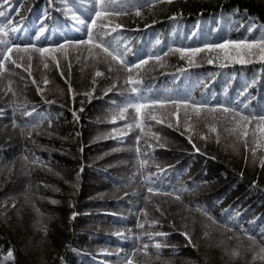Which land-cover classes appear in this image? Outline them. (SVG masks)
Returning a JSON list of instances; mask_svg holds the SVG:
<instances>
[{
    "label": "trees",
    "instance_id": "1",
    "mask_svg": "<svg viewBox=\"0 0 264 264\" xmlns=\"http://www.w3.org/2000/svg\"><path fill=\"white\" fill-rule=\"evenodd\" d=\"M96 7L0 0V48L49 50L14 49L17 64L0 69V264H264V59L258 47L245 63L204 48L264 40V0H114L93 35L118 43L128 70L73 43L87 40L79 21L91 24ZM137 95L189 106L145 108L137 120ZM240 113L251 119L237 135ZM17 214L47 240L43 255L22 244Z\"/></svg>",
    "mask_w": 264,
    "mask_h": 264
},
{
    "label": "snow or ice",
    "instance_id": "2",
    "mask_svg": "<svg viewBox=\"0 0 264 264\" xmlns=\"http://www.w3.org/2000/svg\"><path fill=\"white\" fill-rule=\"evenodd\" d=\"M4 4H7V0H3ZM114 4V0H108L107 3H105V0H96V9H95V15L94 17H91V24H89L86 21L80 20L79 23L86 28L87 30V40H81V41H75L73 43L76 44H83L85 46L88 47L89 52L91 53V49L96 47V48H100L102 49V51L105 53V60H112V61H117L120 63V65H122L124 67L125 70H128L130 67H135V65H129L125 60L122 59V53L120 52V48L118 43H113L112 42V38L109 37V40L107 42H105L103 40V37L100 35L94 36L93 35V25H95L96 23V17H100L102 18V23H103V17H105L107 15L106 12L101 11V9H106L108 7H112ZM4 15L3 12H0V17H2ZM78 19V18H77ZM108 25L104 24L103 25V31L104 34H107V30H108ZM117 27H120L119 25H117ZM41 31H43V29H41ZM113 31H115V29H113ZM4 32V26L2 24H0V33ZM5 35H8V33H5ZM97 40H99L100 42L97 43ZM105 43H107L108 46H105ZM243 44V42L241 41H225L223 44L221 45H211V44H206L204 45V48L206 49H212V48H220L223 49L225 51V54H228V46L229 45H234L237 49ZM57 47H62L60 45H58ZM244 47H246L247 49L251 50L253 47H258L260 52H261V59H264V40H254L252 41L250 44H244ZM29 48H33L36 51L40 52L41 54H44L45 52H48V49L45 48H39L36 49L35 45H31V44H24L23 46L19 43H13L11 39L5 40L3 41V47L0 48V69H5V62H10L12 65H16L17 61L16 59H13V50L15 49V54L17 57H20V53L21 52H27ZM182 52H195V51H199L198 49H181ZM22 58V57H20ZM29 61L31 60V57H28ZM157 60H159V57H156ZM145 61H140L141 64H143ZM211 63V61H209ZM241 63H245L246 61H244L243 59L240 60ZM18 67L22 66V65H17ZM47 65H45L46 67ZM6 70V69H5ZM27 71V69H26ZM97 75H100V73H97ZM128 82L134 83L132 81V77L131 75L128 76ZM132 93H137V88L133 87L132 88ZM133 99L138 100V103L135 104H130L128 106L133 107L136 111V119L139 120L140 116H141V110L148 108L149 109V115L151 113V109L155 106H165L169 103H172L174 106L175 105H185L186 107L189 106L188 105V101L186 100H181V101H169V100H164V99H145L143 96L141 95H137L135 97H133ZM192 108L196 109L197 111L201 108H207V105H202V104H193L191 105ZM217 108H219L222 112H228L229 110L224 108L223 105H217ZM209 111H211V109H209ZM234 111V110H233ZM153 119H155V117H152ZM251 118L248 116H244L242 113L240 114H236L234 116V123L236 125L235 129H233V131L237 132V135L240 134L241 130L246 128L247 122L250 120ZM258 121H264V115L259 116ZM259 127V125H258ZM212 131H215V128H212ZM261 131H264V128L261 129ZM246 135V132L244 133ZM139 139V138H137ZM253 151H255V149H253ZM137 152H139V149L137 148ZM140 167L143 168L145 161L141 160L140 162ZM145 180H147V177H144ZM154 189L149 187L148 188V192L151 193L153 192ZM209 219H211L209 217ZM158 235L163 236V233H160ZM184 235L187 237V233H184ZM251 239V238H250ZM190 238H189V243H190ZM154 247L157 249V251L159 250V248L161 247L160 244H155ZM144 248H147V245L144 246ZM261 252V259H264V247H262L260 249ZM9 255H11V253H9ZM233 255H235V252H233ZM128 264H133L131 258L128 259Z\"/></svg>",
    "mask_w": 264,
    "mask_h": 264
},
{
    "label": "rangeland",
    "instance_id": "3",
    "mask_svg": "<svg viewBox=\"0 0 264 264\" xmlns=\"http://www.w3.org/2000/svg\"><path fill=\"white\" fill-rule=\"evenodd\" d=\"M223 43H220L218 45H221ZM246 50H248V49L246 47H244L242 44L238 49L234 45H229L227 55L225 54V51L223 49H220V48H212V49H209L208 51H209V54L211 55V59L218 60L221 62H225V61H232V60H241ZM60 170L65 173L67 169L65 167H62V168L60 167ZM21 174H22V172L20 171L19 175H17V179H16L17 182L21 180L20 179ZM7 179H8V176L5 174L4 179L2 181L3 182L7 181ZM55 179H57V178H55ZM55 179H53V177H52V181H50L52 183V185L49 184L50 186L48 188H50L51 186L54 187L55 183L53 182V180H55ZM57 180H56V182H59ZM52 187L50 188L51 190L54 189ZM54 190L49 192V193H52L53 195L60 197V194L56 193V191L54 192ZM19 196L22 197L21 194H19ZM38 204L43 207L42 209L45 212V215H47L46 217L50 218V220L58 218L59 213L57 214V212H54L53 210L52 211L48 210L45 207L46 205H48V203L45 201V199H43V198L39 199ZM23 205H24V207L27 206V208H30L28 205H31V202H29V200H27V198H26ZM16 218H17V221H16L15 225L18 226V228H20L22 230L21 231L22 235H23L22 236V242H23L22 244H24V247L27 250L37 251L38 257H39V255L40 256L43 255L44 252L46 251L47 240L39 241L40 243L38 244L36 239L34 238V235L36 232L34 230H32V228H34V227H31V225H30L29 226L30 228L28 229L25 226V224L23 223V221L21 219L22 217L20 214H17Z\"/></svg>",
    "mask_w": 264,
    "mask_h": 264
}]
</instances>
